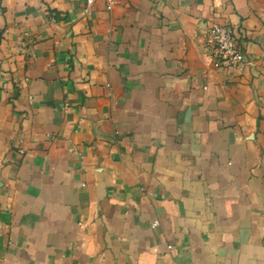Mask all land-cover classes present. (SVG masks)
<instances>
[{
    "label": "crops",
    "instance_id": "crops-1",
    "mask_svg": "<svg viewBox=\"0 0 264 264\" xmlns=\"http://www.w3.org/2000/svg\"><path fill=\"white\" fill-rule=\"evenodd\" d=\"M0 264H264V0H0Z\"/></svg>",
    "mask_w": 264,
    "mask_h": 264
},
{
    "label": "built area",
    "instance_id": "built-area-1",
    "mask_svg": "<svg viewBox=\"0 0 264 264\" xmlns=\"http://www.w3.org/2000/svg\"><path fill=\"white\" fill-rule=\"evenodd\" d=\"M93 0H86L90 4ZM107 7H112L117 0H103ZM207 64L215 68H241L245 63L244 52L236 42L232 29L226 25L213 24L204 34ZM158 224L153 220L151 226Z\"/></svg>",
    "mask_w": 264,
    "mask_h": 264
}]
</instances>
